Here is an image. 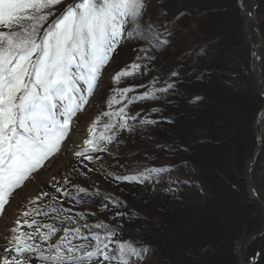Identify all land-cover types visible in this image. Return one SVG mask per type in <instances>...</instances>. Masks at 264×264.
<instances>
[{
  "label": "trees",
  "instance_id": "16d2710c",
  "mask_svg": "<svg viewBox=\"0 0 264 264\" xmlns=\"http://www.w3.org/2000/svg\"><path fill=\"white\" fill-rule=\"evenodd\" d=\"M256 1L258 30L264 37V0ZM145 2L144 14L148 13V22L168 43L158 51L153 48L146 54H139L155 57L150 62L141 61L147 65L146 74L142 69L141 74L124 78L119 85H110L109 90L111 93L114 86H132L135 91L129 95L135 96L151 87L174 83V88L167 93H157L158 99L139 101L128 107L130 114L137 115L139 121L151 116L155 123L150 127L155 129L150 134H141L145 141L139 134L131 142L126 141V137L117 144L115 153L103 154V161L96 165L94 175L87 168L80 169L81 161L77 157L66 176L70 184L62 182L60 185L72 192L74 185L85 187L90 193L99 191V196L84 197L86 203L75 206L73 212L95 213L88 216V223L100 220L114 227L122 224L123 234L118 238H131L139 242L138 246L148 249L142 264H238L236 241L243 233L251 236L258 232L263 222V216L259 223L248 221L256 204L238 188L256 148L254 126L263 103L244 59V34L238 4L236 0ZM138 44L134 47L139 48ZM135 58L126 59L123 55L117 64L122 61L124 68ZM172 72H177L178 76L172 77ZM153 78L158 83L153 85ZM140 85L143 87H137ZM144 107L146 109H142ZM98 110L101 112L105 108L102 106ZM139 121L141 130L143 125ZM127 158L136 160L135 164L125 163ZM75 165L79 172L73 170ZM101 165L104 172L113 175H133L145 167H166L169 171L153 178L154 185L157 187V179L163 176L171 182L172 190L185 194L198 190L206 201L205 213L193 220V227L186 229L187 222L182 219L188 217L191 205H187L183 197L156 195L153 199L150 195H128L132 192L114 195V188L124 187L122 191L141 193L148 185L140 187L139 183L106 178ZM260 184L264 199V176ZM52 185L45 186L47 192L55 193ZM56 195L64 200L65 207L75 204L60 197L59 193ZM106 196L122 203L115 207L103 199ZM49 199L45 197L40 204H46ZM104 204L107 210L101 211ZM117 212L126 215L115 217ZM37 219L60 226L51 219V214ZM245 262L264 264V233L248 248ZM32 264L37 262L33 260Z\"/></svg>",
  "mask_w": 264,
  "mask_h": 264
},
{
  "label": "snow or ice",
  "instance_id": "6c2138e0",
  "mask_svg": "<svg viewBox=\"0 0 264 264\" xmlns=\"http://www.w3.org/2000/svg\"><path fill=\"white\" fill-rule=\"evenodd\" d=\"M62 3L0 0V216L13 193L61 150L76 123L74 118L85 111L103 68L117 48L147 37L135 60L112 77L113 85L141 74L142 69L146 74L147 65L141 61L150 62L155 57L139 53L146 54L149 47L158 51L168 43L150 21L143 20L145 0H73L57 15L55 7ZM151 83L158 81L153 78ZM173 88L174 83H166L130 96L134 87L114 86L105 101L108 110L89 124L86 138L74 152L82 167L96 171L103 154L111 155L109 145L118 142V133L134 130L129 121L137 116L129 113L130 104L158 99L157 93ZM139 123L151 125L155 121L144 118ZM167 171L166 167H145L133 175H113L104 172L101 165L105 177L117 182H151ZM53 181L55 193L42 192L30 198L26 210L6 229L8 234L0 233V264H32L33 260L37 264H142L148 249L131 238H118L123 234L122 224L88 223V216L95 213L73 212L75 206L86 203L84 197L99 196V191L90 193L74 185L72 192L55 177ZM68 184L65 177L63 185ZM56 193L74 201L73 207H65ZM45 197H50L49 201L38 204ZM103 199L115 207L122 203L110 196ZM100 210L106 211L107 204ZM50 214L59 227L37 219ZM125 215L115 213V217Z\"/></svg>",
  "mask_w": 264,
  "mask_h": 264
},
{
  "label": "rangeland",
  "instance_id": "374dc122",
  "mask_svg": "<svg viewBox=\"0 0 264 264\" xmlns=\"http://www.w3.org/2000/svg\"><path fill=\"white\" fill-rule=\"evenodd\" d=\"M72 2L73 0H63L62 4L57 5L55 7V11L57 15L68 4ZM240 2L241 4H238L237 6H238L241 22H242V29H243L242 32L244 34V50H243L244 59L246 60L248 68L250 70V73H251L250 77L252 78L255 87L260 93L261 91H259L260 89L258 85V74H259L258 65L261 66V72L263 75V86H264V69H263L264 68L263 67L264 37L262 36L261 32L258 30V25L260 23H259V17L256 15V10H255L257 8V1L256 0H240ZM246 12L250 13V20L253 22L254 26L256 27L257 32L259 33L260 39L256 38L254 31L249 23V19L246 15ZM147 14L148 13H146V15L144 14V17H143V20L145 22H148ZM53 18L54 17H50V20ZM146 39L147 37H145L142 40L140 39L141 43L139 44L137 43L139 42V39L135 42H132V41L125 42L127 45L122 43L123 46L118 47L117 50L113 53L111 60L102 70L100 79L98 81L97 90L94 92L93 96L90 97L89 104L85 106V111L78 113L77 117L74 118L76 123L72 126L70 133L68 134L67 138L63 141L61 150L57 154H55L52 158H50L48 161H46L44 167L39 169L37 172L33 173L32 177H30L27 181H25L24 185L21 186L19 189H17L13 193V197L10 198L11 204L10 203L9 204L12 205L11 208H12L15 219L21 211L26 210L25 205L28 203L30 198L36 195H39L42 192H47L45 189V186H49L55 183V181H53V177H55L57 181H60V183L64 181V178L68 175V172H70L69 170L70 166L74 163V161H77V157L74 155V152L77 150V145L80 144L83 141V139L86 138L87 128L89 124L95 119L96 116H98L101 113L98 109L103 106L105 110H108L106 108L105 101L110 94L109 86L113 84L112 77L115 75L117 71L123 68L121 66L122 61L119 64H117V62L121 60L120 57H122L123 55L126 56V59H131L133 57H136V54H138L137 53L138 48L134 47V44L135 43L138 44L139 48L142 46H145ZM152 49L153 48L149 47V51H151ZM205 51L208 52L209 50H207L206 48ZM130 54H132V56ZM212 57H215V56H212ZM119 106L120 105H116L115 107H119ZM142 109H146V107ZM149 119L151 120L152 117L150 116ZM138 121H139L138 117L136 120L129 121V124L132 125L134 130L131 132L129 131L124 132L122 130L120 135L117 136L118 142L113 143L109 146L111 153L116 152L117 144H120L121 141L124 140L126 137H128L126 138L127 139L126 141L131 142V141L136 140L135 138L136 136L140 135V139L145 141V138L141 136V134H150L151 132L154 131L155 128L151 129L150 127L151 125H143V128L140 130L137 124ZM254 127H255L254 130L256 131V133H258V135L262 131V137L260 141L259 151L254 156L252 165H250V181L256 193L258 194V196L263 199L262 189H261L262 184L260 183L262 182V178L264 176V115L261 120V124L255 120ZM257 146H258V137H257V142H256V149H257ZM117 153L119 154L120 151H118ZM123 153L125 152L122 151V154ZM135 161L136 160L134 159L130 160V158H127L125 163L126 162L133 163ZM248 163L246 164V168H247ZM48 164H52V167H48ZM78 165H75L73 167L77 169ZM80 169H84L82 168V165H80ZM245 171H244L243 180H240V185L238 184V188H239V191L244 190L245 195H248V197L254 200L256 204L255 211L253 212L252 215H250V217H248V221L249 222L254 221V223H259L262 221V216H263V222L260 228L261 230L264 225V215H263L262 205L258 202L257 197L253 194V191L250 190V185L248 184V181L246 179ZM90 174L94 175L93 172H91ZM104 181L106 184L108 183L107 180H104ZM169 184H171V182L167 178L161 176V178L157 179V187L154 185L153 180L151 182L145 181L144 183L138 184L140 187L143 185L145 186L148 185L146 191H150L149 193L146 191L138 193V192H135L136 190L122 191L121 189H123L124 187H119L118 190H116L115 188L113 190L111 188V190H113L114 195H117V194L124 195V192H132L128 195H135L134 193H136V195H150L151 197H153V199L155 198L156 195H164V197L165 195L181 196V199L183 197V201H185L187 205H191V210L187 213L188 217L186 218V220L182 219L183 221L187 222V226H185V228L190 229L191 227L194 226L195 221L193 222V220L197 216L205 213L204 211L206 210L205 209L206 201H205L204 195L200 194L198 190H192L190 191V194H185L181 190H172L173 188L171 187L172 188L171 189L169 187ZM241 185H243V187H241ZM181 199H180V203L184 204V202ZM40 202H38V204H40ZM9 204L5 205V211H7ZM179 205L177 206L178 208H180ZM3 218H4V215L0 216V233L4 232L3 234L6 236L8 234L6 229L10 228L11 226L10 227L4 226L2 223ZM12 225H13V222H12ZM258 232H256L255 234L251 236L247 233H243L239 237V239L236 241L235 252L238 257V261H237L238 264H246L245 262L246 252L248 248L258 238L252 243H249V241L251 237L256 235ZM2 246H3V240H2V237H0V247ZM243 255H244V258H242L241 260L240 257Z\"/></svg>",
  "mask_w": 264,
  "mask_h": 264
},
{
  "label": "water",
  "instance_id": "95a60500",
  "mask_svg": "<svg viewBox=\"0 0 264 264\" xmlns=\"http://www.w3.org/2000/svg\"><path fill=\"white\" fill-rule=\"evenodd\" d=\"M237 2H238V4H241L240 0H237ZM246 15H247V17L249 19V23H250V25H251V27H252V29L254 31V34H255L256 38L260 39L259 33L257 32L256 27L254 26L253 22L250 20V13L246 12ZM258 69H259V71H258L259 72V74H258V85H259L260 91L262 92V94L264 96L263 75H262V72H261V66L260 65H258ZM263 114H264V104L262 106V109L260 110V113H259V116H258V119H257V122H259L260 124H261V120H262ZM261 137H262V131L258 135V146H257V149L255 150V152L253 154L252 159L250 160V162L247 165V168H246V171H245V175H246V179L248 181V184L250 185V190L253 191V194L257 197L258 202L262 205V210H263V214H264V200L258 196V194L256 193V191L253 188V186L251 184V181H250V165H252V162L254 160L253 158L257 154V152L259 151ZM263 233H264V225H263L262 229L256 235L251 237L249 243L254 242L257 238L262 236ZM240 258L242 260V258H244V255L241 256Z\"/></svg>",
  "mask_w": 264,
  "mask_h": 264
},
{
  "label": "bare ground",
  "instance_id": "6f19581e",
  "mask_svg": "<svg viewBox=\"0 0 264 264\" xmlns=\"http://www.w3.org/2000/svg\"><path fill=\"white\" fill-rule=\"evenodd\" d=\"M56 160H58V159H56ZM48 167H52V164H48ZM10 204H9V206L7 208V211H5L4 218L2 219L3 225L4 226H9V227L12 226V222H14V220H15V217L13 215V211H12V208H11L12 205H10ZM8 217H9V219H8Z\"/></svg>",
  "mask_w": 264,
  "mask_h": 264
}]
</instances>
